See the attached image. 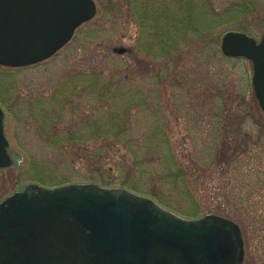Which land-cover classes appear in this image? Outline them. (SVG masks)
Listing matches in <instances>:
<instances>
[{
	"label": "rangeland",
	"instance_id": "374dc122",
	"mask_svg": "<svg viewBox=\"0 0 264 264\" xmlns=\"http://www.w3.org/2000/svg\"><path fill=\"white\" fill-rule=\"evenodd\" d=\"M175 1L150 0V5H174ZM246 1L196 0V5L204 11L209 8L211 13H222ZM252 1L257 6L252 17L234 19L231 11L227 23L214 29L212 39H195L192 35L189 42L194 41L193 44L187 46L182 57L173 59L165 83L151 77L143 80V47L150 40H141L150 33L141 28L135 5L130 4L134 0H97V16L80 27L58 54L28 67L0 66V99L13 101L14 105L19 101L17 113L23 117L17 121L4 107L8 113L7 134L21 159L17 165L0 170V203L33 183L28 173L33 158L51 161L49 174L59 180L70 176L80 181L90 175L85 163L68 164V158L62 152H54L55 148L42 138L35 117L42 115L41 105L35 103L32 107L28 100L51 95L73 72L92 66H134L137 73L133 88L148 96L151 106L148 117L142 114L141 121L158 126L157 119L163 118V127L171 132L172 146L182 165L194 173L188 180L202 210L208 209L239 224L246 241L245 264H264V112L252 85V61L227 57L221 50V41L214 44L226 31H239L242 27L261 38L264 0ZM122 47L128 49L125 54L117 50ZM157 65V69L168 67L165 62L163 66ZM150 71L153 77L155 68ZM157 103L161 108L158 114L154 107ZM224 105L238 118L222 121ZM135 114L141 116L139 111ZM154 166L146 175L134 171L135 180L146 190L156 189L169 201L189 207L181 191L153 179L154 173L150 171Z\"/></svg>",
	"mask_w": 264,
	"mask_h": 264
},
{
	"label": "water",
	"instance_id": "95a60500",
	"mask_svg": "<svg viewBox=\"0 0 264 264\" xmlns=\"http://www.w3.org/2000/svg\"><path fill=\"white\" fill-rule=\"evenodd\" d=\"M97 14L96 0H0V65L21 68L50 59ZM221 49L227 57L252 60L264 111V34L258 40L228 31ZM6 121L0 105V170L13 167L19 155ZM244 255L233 220L215 213L185 218L125 187L29 183L0 203V264H242Z\"/></svg>",
	"mask_w": 264,
	"mask_h": 264
},
{
	"label": "trees",
	"instance_id": "16d2710c",
	"mask_svg": "<svg viewBox=\"0 0 264 264\" xmlns=\"http://www.w3.org/2000/svg\"><path fill=\"white\" fill-rule=\"evenodd\" d=\"M130 4L135 5L142 30L150 33L141 40H150L143 47L144 59L140 67L143 80L151 77L158 79L159 83L166 82L173 59L182 57L187 46L193 44L194 41L189 42L192 35L195 39H212L214 29L227 23L231 11L234 19L252 17L257 7L254 1L248 0L236 3L222 13L216 10L212 11L213 14L209 8L205 9L207 14L204 16L205 11L196 5V0H176L174 5L167 6L150 5V0H134ZM239 31L254 36L247 27ZM220 41L221 38L217 37L214 44L219 45ZM183 43L186 44L184 48ZM151 61L156 66L158 63L163 66L165 62L168 67L157 69ZM151 68H155L153 77L150 76ZM136 73L134 66H92L69 74L67 81L59 84L51 95L28 100L32 107L35 103L41 105L39 112L42 115L35 117L42 138L55 148L54 152H62L68 158V164L85 163L90 174L88 179L80 181L72 180L70 176L59 180L49 174L51 161L33 158L28 171L32 181L46 187L89 182L105 187H125L153 197L185 218L194 219L211 213L208 209L203 211L198 203L188 180L194 173L182 165L172 146V134L163 127V118L157 119L158 126L141 121L142 114L148 117L151 106L148 96L133 88ZM0 102L17 121L23 119L17 113L18 106H21L19 101L15 105L10 100L0 99ZM154 107L158 114L160 104ZM136 111L141 113L140 117ZM232 112L224 105L222 121L237 119ZM139 126L142 128L138 129ZM190 157L193 154L190 153ZM152 165H156L150 171L154 173L153 179L181 191L189 207L169 201L156 189L146 190L135 180L134 171L146 175Z\"/></svg>",
	"mask_w": 264,
	"mask_h": 264
},
{
	"label": "flooded vegetation",
	"instance_id": "af4514ba",
	"mask_svg": "<svg viewBox=\"0 0 264 264\" xmlns=\"http://www.w3.org/2000/svg\"><path fill=\"white\" fill-rule=\"evenodd\" d=\"M239 225V224H238ZM240 228H241V232H242V235H243V240H244V249H245V255H244V261H243V264H245L246 263V253H247V249H246V241H245V237H244V231H243V229H242V227L240 226Z\"/></svg>",
	"mask_w": 264,
	"mask_h": 264
}]
</instances>
